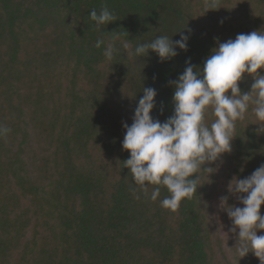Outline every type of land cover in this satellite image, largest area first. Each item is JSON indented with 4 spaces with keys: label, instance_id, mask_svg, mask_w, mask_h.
Segmentation results:
<instances>
[{
    "label": "trees",
    "instance_id": "trees-1",
    "mask_svg": "<svg viewBox=\"0 0 264 264\" xmlns=\"http://www.w3.org/2000/svg\"><path fill=\"white\" fill-rule=\"evenodd\" d=\"M116 21L97 29L90 11ZM0 0V264H260L230 254L212 209L222 175L244 179L264 164V133L249 109L236 124L232 152L175 212L135 184L124 161L126 129L143 96L156 89L154 119L174 114L170 81L186 61L202 68L219 42L264 31V0ZM188 50L164 62L155 52L129 57L158 35ZM116 32V33H113ZM118 51L112 60L97 39ZM264 74V69L258 70ZM245 74L239 87L251 91ZM214 117L209 116L210 124ZM233 204L243 207L234 196ZM264 215V205L261 207ZM232 228V221L230 220ZM258 235H264L259 230ZM234 247L236 234L232 233ZM238 247V245H237Z\"/></svg>",
    "mask_w": 264,
    "mask_h": 264
},
{
    "label": "clouds",
    "instance_id": "clouds-1",
    "mask_svg": "<svg viewBox=\"0 0 264 264\" xmlns=\"http://www.w3.org/2000/svg\"><path fill=\"white\" fill-rule=\"evenodd\" d=\"M204 8L217 10L220 0H204ZM97 29L116 21V16L107 6L99 12L93 9L89 14ZM116 33V32H113ZM179 40L167 35H158L147 43L137 44L133 49L128 41L122 47L129 57H146L155 52L161 62L175 58L177 48L188 50L189 35L178 32ZM114 35L106 44L103 38L97 39L95 47H104L103 55L112 60L118 51ZM203 67L186 61V68L175 81L173 94L174 114L165 122L154 119L157 91L143 87V96L134 110L131 125L126 122L122 147L130 152L124 167L130 169L133 181L156 201L161 195V186L166 187L169 196L164 197L161 207L175 212L185 199H192L200 185V173H215L218 168L206 165L216 164L225 153L232 152V141L236 124L243 121L251 108L259 125L257 134L264 133V31L238 34L235 39L219 42ZM251 75L254 82L251 91H242L239 82L245 74ZM209 116L214 117L209 124ZM10 129L0 126V135ZM228 192L234 195L243 207L229 205V196L220 198V209L227 212L232 221L231 232L236 234L237 253L241 258L249 252L264 264V164L250 176L234 177L228 185ZM238 245V247H237Z\"/></svg>",
    "mask_w": 264,
    "mask_h": 264
},
{
    "label": "rangeland",
    "instance_id": "rangeland-1",
    "mask_svg": "<svg viewBox=\"0 0 264 264\" xmlns=\"http://www.w3.org/2000/svg\"><path fill=\"white\" fill-rule=\"evenodd\" d=\"M228 185H229L228 180L224 175H222L217 184L216 193L212 201V209L219 225V232L221 238L224 240L225 246L229 249L230 254L234 255V253H236V250L234 248L233 235L230 226V218L227 215V212L221 210L219 207L220 198L223 196H229V200H228L229 205H234L233 204L234 195L228 192Z\"/></svg>",
    "mask_w": 264,
    "mask_h": 264
}]
</instances>
